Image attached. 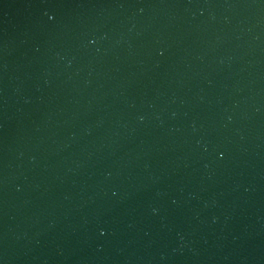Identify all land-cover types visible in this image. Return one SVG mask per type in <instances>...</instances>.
<instances>
[{"label":"water","instance_id":"1","mask_svg":"<svg viewBox=\"0 0 264 264\" xmlns=\"http://www.w3.org/2000/svg\"><path fill=\"white\" fill-rule=\"evenodd\" d=\"M0 264H264V0H0Z\"/></svg>","mask_w":264,"mask_h":264}]
</instances>
